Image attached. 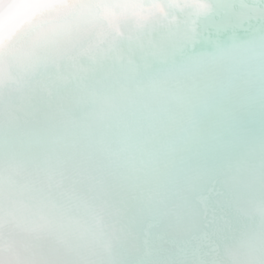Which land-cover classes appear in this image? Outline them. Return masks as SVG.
<instances>
[{
  "label": "snow or ice",
  "instance_id": "6c2138e0",
  "mask_svg": "<svg viewBox=\"0 0 264 264\" xmlns=\"http://www.w3.org/2000/svg\"><path fill=\"white\" fill-rule=\"evenodd\" d=\"M26 7L0 46V264H264V0L88 61L57 0H7L0 34Z\"/></svg>",
  "mask_w": 264,
  "mask_h": 264
},
{
  "label": "bare ground",
  "instance_id": "6f19581e",
  "mask_svg": "<svg viewBox=\"0 0 264 264\" xmlns=\"http://www.w3.org/2000/svg\"><path fill=\"white\" fill-rule=\"evenodd\" d=\"M7 0H0L4 5ZM30 4L35 0H18ZM57 16L73 10L81 26L83 59L117 51L121 45L137 41L169 21L194 15H207V0H57ZM37 20L36 12L25 8L12 23L5 24L0 46H6ZM14 239L18 238L15 230ZM43 241V238H41ZM46 242V241H43ZM91 243V241H86ZM97 251L99 249L97 248Z\"/></svg>",
  "mask_w": 264,
  "mask_h": 264
}]
</instances>
